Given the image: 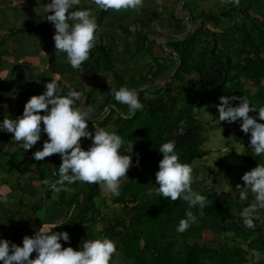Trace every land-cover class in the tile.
Masks as SVG:
<instances>
[{"label": "trees", "instance_id": "trees-1", "mask_svg": "<svg viewBox=\"0 0 264 264\" xmlns=\"http://www.w3.org/2000/svg\"><path fill=\"white\" fill-rule=\"evenodd\" d=\"M88 1L91 2L82 1L83 8H88ZM172 1L174 4L168 8V17L161 21L165 20L170 24L173 22L174 34H177L182 25V16H177L175 9L181 0ZM157 9L158 4L153 0L151 7L138 10L144 13V19H140L137 14L132 21L136 24L138 20L147 25L149 22L158 21L160 13ZM238 12L240 18L236 21L234 15ZM111 14L117 17L122 15L120 11L101 10L97 19L98 28ZM190 17L194 22L198 19L200 21L191 31L193 33L183 40H170L166 44L176 53L173 55L170 52L169 57L164 58L171 60L173 57L176 61L177 69L171 80L152 88L143 85L141 87L144 88L137 90L144 106L142 110H138L131 117H124L131 115L127 106L117 102L110 93L102 98L99 106L101 110L109 106V111L96 125L121 136L122 152L133 144L132 151L124 153L132 156L128 177L122 184L120 195L113 199V203L118 206L117 212L104 213L97 206L99 184L77 181L69 185L70 188L77 186L74 194L65 196L64 192H53L43 181L58 178L56 174L62 162L60 155L49 156V165L45 158L36 161L33 153L37 148L42 150L43 147L39 141L24 152L19 144L10 139L9 133L0 132V153L7 155L10 164L7 172L14 169L19 172L28 170L31 165L36 167L38 178L46 188L43 198L49 202L46 212H54L45 221H55V226L50 227L51 231H66L70 236L67 242L61 240L62 247L71 246L77 249L84 240L107 237L115 242L117 254L125 264H264V222L251 229L243 226L239 214L250 204L247 200H243L244 203L240 200L239 192L236 196H228L226 193L219 195L213 187L206 185L199 184L194 187V191L207 197V203L203 209H191L196 216V222L183 233H178L176 228L179 221L186 218L189 210L187 202L183 199L167 200L158 194L159 185L155 175L159 170V161L163 158L158 150L162 143L174 140L180 162L190 165L196 174L199 166L206 161L209 151L202 147L204 129L196 117V110L216 107L222 96L243 97L256 107H264V0H240L239 6L227 3L220 14L202 12L194 17L190 12ZM220 17L226 18L228 22L220 20ZM208 21L214 26L217 23L220 30L206 28ZM207 32L211 36L210 41L207 40ZM132 34L136 35L135 40L142 37L150 51L146 32L134 31ZM96 37L89 59L81 65L86 75H110L116 90L126 84L131 89L139 87V79L144 76L138 75L136 79L134 73L135 76L129 80L122 78L116 69V63L123 54L107 46L103 42L105 36L102 34H96ZM200 38H204L201 44ZM150 57L156 59L157 66L156 69L149 70L150 78L145 79V82L164 72L168 65L167 61L159 62L158 58L152 55ZM127 71H130L129 68L123 74ZM252 86L258 87L253 94L250 92ZM238 103L239 100L233 101L234 105ZM120 105L127 108L124 114L119 111ZM76 106H79L78 101ZM249 115L264 123V120H259L258 109ZM238 122L240 127V121ZM250 136L251 133L245 134L241 130L236 139L242 151L239 164L235 167L245 171H250L258 164L264 165V156H253ZM86 141L92 142L87 138ZM81 144L83 147L82 140ZM7 145L14 146L15 151L3 152ZM227 152L236 154L234 147ZM221 162L220 167L230 173L233 166ZM206 169L207 172H213L210 167ZM54 193L56 198L53 200ZM21 202L20 200L19 205L22 206ZM43 206L41 202L31 208L41 209ZM98 223H101L102 228H97ZM206 231L221 237V240L213 238L215 244H218L217 247L196 240L180 241V238L193 235L203 237ZM257 254L262 258L252 261L250 257L254 258Z\"/></svg>", "mask_w": 264, "mask_h": 264}, {"label": "clouds", "instance_id": "clouds-1", "mask_svg": "<svg viewBox=\"0 0 264 264\" xmlns=\"http://www.w3.org/2000/svg\"><path fill=\"white\" fill-rule=\"evenodd\" d=\"M80 3L81 0H50L44 8V17L55 28L53 35L55 50L66 55V62L73 69H80L89 59L90 51L96 43L98 29L96 17L91 9L79 8ZM91 3L98 10L111 9L117 12L139 10L143 6V0H91ZM226 3L239 6L240 0H226ZM177 5L180 7V3ZM188 18L192 22L191 32L196 22L190 15L182 16L181 20ZM189 26L190 24L185 29H180L178 34L172 35L173 38L177 39ZM170 37L164 38L165 44L171 40ZM185 37L184 35L180 39L183 40ZM172 53L176 54L174 51ZM175 63L176 61L173 65L174 72L177 69ZM110 94L117 102L126 105L131 115L144 107L135 89L122 86L116 90L111 86ZM83 95V90L76 89L61 94L57 80L52 78L45 84V91L31 96L25 103L21 116L4 118L0 121V132L11 133L12 140L19 144L24 152L40 141L42 132L46 133L48 139L43 142L42 150L33 153V158L41 161L54 154L60 155L62 162L56 174L58 178L53 181H43L53 192L71 191L68 186L79 181L99 184L105 192L118 197L122 180L128 177L127 172L132 165V156L124 153L131 152L133 144L122 152L121 136L96 125L93 118L94 107H84L82 104L76 106ZM234 100H239V103L234 105ZM216 107L219 122L240 121L241 130L245 134L251 133L250 145L253 156H264V123L249 115L250 112L258 109L259 120H264V107H256L248 99L235 96L220 97V103ZM41 110L44 114H41ZM204 118L207 119V115ZM89 120L93 121L94 131L88 130ZM81 138L90 139L92 141L90 147L83 148ZM158 150L163 154V158L159 161V170L155 175L159 185L158 194L171 201L183 199L188 204L186 218L181 219L176 228L178 233H183L196 222V216L191 209L197 207L203 209L207 197L193 190V168L180 162L174 140L162 143ZM222 150L228 151L226 148ZM241 179L244 182L243 186H236L240 199L247 200L249 195L254 198L250 205L241 211L243 226L251 229L255 227L254 214L264 209V165L258 164L245 172ZM5 200L6 197L0 196V203ZM61 240L65 242L70 240L66 231L56 232L46 227L38 229L33 236H24L22 246L10 243L7 239H0V262L2 264H114L113 258L117 253V247L115 242L107 237L84 240L77 249L71 246L62 247ZM33 252L36 253L34 259L30 258Z\"/></svg>", "mask_w": 264, "mask_h": 264}, {"label": "crops", "instance_id": "crops-1", "mask_svg": "<svg viewBox=\"0 0 264 264\" xmlns=\"http://www.w3.org/2000/svg\"><path fill=\"white\" fill-rule=\"evenodd\" d=\"M161 1L156 0L158 8L162 5ZM169 1L172 6L174 4L172 0H165V4H169ZM49 2L50 0H0V121L4 118H16V114L17 117L21 116L25 103L31 96L45 91V84L52 78L57 80L58 89L62 94H67L71 89L83 90L84 95L82 100L78 101L79 106L81 104L84 107L93 106L95 123L102 121L101 118L104 119L109 106L103 110L99 109V106L103 101L102 97L105 98V95L111 92V86L113 87L115 82L110 75L106 76L105 73L86 75L83 66L80 69H73L66 62V55L56 52L53 40L55 28L44 17V8ZM145 3L148 4L149 0L143 1L141 9L146 7ZM148 6L151 7V5ZM95 9H97L96 6ZM121 14V17L113 16V14L107 16L96 34L104 36L107 32L117 30L120 33L118 35L124 38V36L129 37L134 31L146 32L150 41L148 53L158 58L159 62H166L164 59L166 51L163 49L162 42L165 41V36H172L175 33V29L170 27L169 22L161 21L168 15L162 14V18L158 21L149 22L147 25L138 20L134 24L137 14L140 19H142L141 14H144L138 10H123V12L121 10ZM186 14L190 15L188 12L181 15L185 17ZM184 25L186 24L181 25V30ZM118 40L116 39V42ZM122 43L120 39L119 53L125 56L121 58H131L132 61L133 56L123 51ZM129 43L127 38V44ZM155 51H157L156 54ZM160 84L164 82L161 81L158 85ZM93 96H95V101L99 100L95 106ZM41 114H44L43 110ZM88 130L94 131L92 120L88 121ZM9 136L12 139L11 133ZM46 139H48L46 133L42 132V142ZM81 140L83 148L90 147L92 142H87L86 138H81ZM14 151L15 147L12 145L3 148V152L6 153ZM49 158L47 157L51 162ZM9 167L8 159L0 156V196L6 197L5 202L0 203V239H7L10 243L22 246L24 236H33L38 229L45 227L50 229L56 223L45 221L42 212L45 210L47 214L46 207L34 210L31 208L39 205L45 197L46 188L41 180L39 181L34 174L26 175L28 170L19 172L14 169L7 172ZM35 172L38 175V172ZM17 194L22 196V199L18 198V202ZM20 200L25 201L24 208L19 205ZM35 257L36 253L33 252L30 258Z\"/></svg>", "mask_w": 264, "mask_h": 264}, {"label": "rangeland", "instance_id": "rangeland-1", "mask_svg": "<svg viewBox=\"0 0 264 264\" xmlns=\"http://www.w3.org/2000/svg\"><path fill=\"white\" fill-rule=\"evenodd\" d=\"M81 3H82V1H81ZM81 3L78 6L79 8H83ZM151 3H153V0H151V1L149 0L148 4L145 3L144 6H146V7H144V8L150 7L148 5H151ZM179 3H180V7L178 8V5H177V7L175 9V13L177 16L181 15L182 13L185 14L186 12H188V13L191 12V14L194 17H197L202 12L203 13L212 12L215 15L218 12V14H220L222 12V10L225 8V5L227 4L226 0H181ZM160 4H162V5L157 10L160 13V18H162V14H166V15L169 14L170 11L168 8H169L171 2L169 1V4L168 3L165 4V0H162ZM164 4L167 7L164 6ZM88 8L91 9L92 14L96 17V20H97L98 15H99L101 10L95 9V5L92 4L90 1H88ZM122 12H123V10H122ZM141 15H142L141 18L144 19L145 15L144 14H141ZM188 15L189 14H186V16H188ZM238 18H240L239 12L235 13V15H234V19L236 21H238ZM220 20H223L225 23L228 22L227 19L223 18V17H220ZM183 21H181V23L186 24V25H184V28H183V29H185L186 26H188L190 24L189 23L190 20L188 18V19H183ZM199 22L200 21L198 19L196 24L194 25V27H192V29H195L197 27V25L199 24ZM172 24H174V23H171L170 27L175 29V27ZM111 26H113V25H111ZM205 26H206V28L211 29L213 31L220 30L217 27L218 26L217 23L214 26L213 23L210 21L206 22ZM190 33H193V32L189 31L185 36L187 37ZM118 34H120V33L117 30L105 33V35H104L105 37L103 39V42L107 46L112 47L114 49V51L118 53L119 52L118 42L121 39V42H123L122 43L123 44V51H126L128 53V55L133 56L132 61H131V58L130 59H128V58L127 59H125V58H120V59L118 58L117 59L116 69L119 70L118 73L120 74V76L122 78H126L125 80H129L133 76H135V74H136V79H138V75L144 76V77H141L139 79L140 84H141L140 86L144 85V86H149L151 88L158 86V84L161 81H163L165 83L166 81L171 80V78L174 74L173 73L174 70H173V68H171V67H173L174 62H175V59H173V58L171 60H169V59L166 60L168 65H167L164 73H161V74L155 76L154 78H152L151 80L145 82V79L150 78L149 73H148L149 70L156 69L155 68L157 66L156 65L157 64L156 59L155 58L153 59L150 57L151 54L148 53L147 45H146V43H144L145 41L143 40L142 37H140L139 40H137V39L135 40L136 35L131 34L129 37H127V36H124V38L122 37L123 38V40H122V38ZM206 35H207V40L210 41L211 36L208 34V32L206 33ZM119 37H120V39H119ZM137 37H139V36H137ZM181 37L182 38L184 37V33L181 36H179L177 39L173 38V36H171L170 39L173 41L174 40L179 41L182 39ZM127 38L130 42L129 44H127ZM116 39L117 40L119 39L118 42H116ZM203 41H204V38H200V44L203 43ZM139 42H140V44H139ZM165 43H166L165 41L162 42V44H164L163 49L166 51L165 52L166 55H164V56L169 57L168 54L170 52H172V50L170 48H168L167 46H165ZM148 47H149V45H148ZM156 52L157 51H155V54H156ZM135 61H137V62L135 63ZM151 63L153 66L151 65ZM128 68L130 71H127L125 74H123V72L128 70ZM142 83H144V84H142ZM125 87L129 88V85L126 84ZM133 89L136 90V88H133ZM257 89H258V87L252 86L250 88L251 94H253ZM94 99H95V96H93V101L95 103L99 102V101H95ZM118 107H119V111L122 112L121 114H124L127 111V108H125L124 106L120 105ZM205 115H207V119L204 118ZM218 115H219L218 110L215 106H212L208 110H196V117L199 121V124L204 129V135H203L204 142H203L202 147L209 152H208V156L205 157L206 161L204 162V165L199 166V170H198L199 172H197V174L195 173L196 171L193 172L194 183L192 184V188L194 189V187L198 186L199 184H202V186L206 185L209 188L213 187L217 191V194H219V195L226 193V195H228V196L229 195L236 196L239 192V191H236V186L237 185H241V187L243 186L244 182L242 181L241 177L243 176V174L245 172H247L243 169H240L239 167L238 168L235 167L236 165L239 164V156H240V153L242 151V147L240 146V143L238 141H236V139L239 135V132L241 131V128L238 126V123H239L238 121L232 122V123H228L226 121L219 122ZM17 116L18 115L16 114L15 117L17 118ZM131 116L132 115H128V114L124 115V117H131ZM101 119L103 120V117ZM39 142L41 145H43V142L41 139ZM231 147H234L236 154H229L228 152H225L222 150L224 148L229 149ZM37 150H38V148H37ZM3 155L4 154L0 153V156H3ZM4 157H5V159H8V157L6 155ZM29 158H31V157H28V159ZM45 160L48 163L47 165H49L48 159H45ZM219 161L220 162L222 161L225 164H227V163L231 164L233 166L230 170V173L225 171L224 169H222L220 167ZM28 162H30V161L28 160ZM207 167H210L213 172L212 173L207 172V169H206ZM130 168H129L127 174L129 173ZM35 171H37V169L33 165H31L25 174L30 175V173H31V174H34L36 176V178H38V175H36ZM195 175H196V178H195ZM126 178L127 177L123 178L122 183H121V188H122V186H123L122 184L125 182ZM38 180L40 181L41 179L38 178ZM68 187H70V186H68ZM76 188H77V186L73 187V188L71 187V189L73 191L71 190V191H61V192H64L65 196L68 195L69 193L74 194L77 191ZM16 197H17V202H18V198L22 199L21 195L17 194ZM55 198H56V194L54 193L52 195V199L54 200ZM113 199H114V196H111L109 193L105 192L99 185V196L96 198V203H97V206L102 211H104V213L117 212L116 210H117L118 206L113 203ZM253 199L254 198L251 195H249V198L247 199V201H249V204L253 201ZM244 201H246V200H244ZM244 201H243V203H244ZM21 203H22L21 207L24 208L25 201L21 202ZM42 203H43L44 207H46L49 204V202H47L45 199H43ZM53 213L54 212L46 214L45 210H44L42 212V216L44 218H47L48 216L49 217L53 216ZM253 219L255 220L254 221L255 226H258V224L263 223L264 222V209L258 210L254 214ZM239 220L242 221L241 213L239 214ZM46 228H49V227H46ZM97 228H99V229L102 228L101 223H98ZM213 238L214 239L217 238L216 240H218V239L221 240L220 236H217V235L213 234L212 232L206 231L205 235L203 237L201 235H196V236L193 235V236H188L185 238H180V241L185 240V241L189 242L190 240H196L200 243H204L205 245L217 247L218 244H215V240H213ZM260 258H262V256L258 255V254L254 255V258L250 257V259H252V261H257ZM113 259H114V264H125V261L117 253Z\"/></svg>", "mask_w": 264, "mask_h": 264}, {"label": "water", "instance_id": "water-1", "mask_svg": "<svg viewBox=\"0 0 264 264\" xmlns=\"http://www.w3.org/2000/svg\"><path fill=\"white\" fill-rule=\"evenodd\" d=\"M191 25H192V22H190V26L186 29V31L184 32V35H186L191 30ZM142 88H144V87H138V88H136V91L139 89H142Z\"/></svg>", "mask_w": 264, "mask_h": 264}]
</instances>
